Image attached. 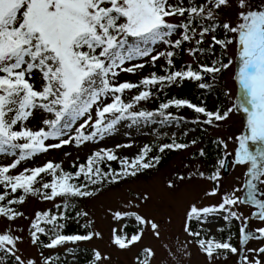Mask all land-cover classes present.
Returning <instances> with one entry per match:
<instances>
[{
    "label": "snow or ice",
    "instance_id": "obj_1",
    "mask_svg": "<svg viewBox=\"0 0 264 264\" xmlns=\"http://www.w3.org/2000/svg\"><path fill=\"white\" fill-rule=\"evenodd\" d=\"M229 6L230 0H0V154L12 158L8 163H0V217L10 222L0 232V254H3L0 264L5 256L11 257L15 264H63L59 253L45 256L43 250L102 238L94 230L84 234L64 232L71 218L69 212L75 208L74 201L93 197L105 185L155 168L161 156L151 154V145H143L131 157L119 155L117 149L133 146L128 143L117 144L115 149L97 147L82 162L74 160L69 169L64 168L62 160L46 159L33 167H27L25 162L70 145L81 148L89 143L102 144L125 122H129L127 127L156 123L157 117L160 124L179 122L183 117L176 116L170 111L172 108L187 107L202 114L204 119L197 122L207 125L228 119L235 105L211 111L186 98H168L155 110L137 107L185 80L199 82L201 89L211 87L204 82L205 77L215 80L229 68L231 60L224 63L217 58L195 66L185 64L182 68L175 64L177 50L192 43L187 52L198 55L201 49L197 46L210 33V52L216 45L227 49L235 42L238 46L237 79L243 90L239 107L248 114L250 134L238 137L235 154L236 163L250 167L242 187L223 195L219 204L189 205L184 232L192 239L185 242L181 254L187 253L189 244H195L209 264L222 253L236 255L238 264H264V246L237 247L231 236L219 240L192 227L194 221L202 223L210 215L224 213L225 221L233 218L241 221L240 243L246 245L256 237L247 231L251 217H243L237 210L239 206H255L252 216L264 222V195L258 186L264 185V10H251L248 0H236L237 22L232 24L219 19L221 10ZM174 17L183 18V22H171ZM218 29H222V37L215 34ZM157 44L168 47L159 51L152 47ZM138 58L144 62L136 63ZM161 59L163 74L152 71L136 82L121 80V74H134L145 66L156 68ZM133 90L135 94L129 96ZM38 113L41 122L36 127L32 121ZM249 142L261 146L252 151ZM220 143L227 148L226 142ZM190 144L173 140L159 145L158 151L182 150ZM199 155H205L203 149ZM112 162L119 168H113ZM219 163L223 166L225 161L221 159ZM22 165H25L22 171H15ZM194 175H177L176 179L183 181ZM198 175L212 182L220 178L219 171ZM167 187L175 189V181L169 180ZM242 190H246L244 198L238 195ZM218 192L217 183L205 194L214 197ZM29 197L52 202L53 207L28 218L18 206ZM149 199L147 194L134 195L124 208L109 210L114 220L133 222L120 229L113 228L112 244L118 249L129 250L142 244L148 232L157 240L163 238L161 225L137 211L140 203ZM88 216L83 210L75 213L77 220ZM20 218L29 219L27 239L40 249L38 258L19 254V245L25 240L24 229H13L11 223ZM90 224L91 221L84 227L89 228ZM256 231L264 238V227ZM67 251L72 253L74 249ZM155 258V250L143 246L135 264H153ZM108 260L109 256L93 250L91 264H106Z\"/></svg>",
    "mask_w": 264,
    "mask_h": 264
},
{
    "label": "rangeland",
    "instance_id": "obj_2",
    "mask_svg": "<svg viewBox=\"0 0 264 264\" xmlns=\"http://www.w3.org/2000/svg\"><path fill=\"white\" fill-rule=\"evenodd\" d=\"M248 7L251 10H264V0H248ZM236 0H230V6L221 10L219 19L221 21H228L232 24L237 22ZM171 22H183V18L174 17ZM218 37L224 35L222 29L215 33ZM211 33L208 34L201 45H198L201 51L196 56L189 55L187 49L192 47V43H185L182 49L177 50L175 56V64L177 68H182L187 63H208L210 61L221 59L224 63L229 60L232 61L229 68L223 70L213 80L211 77H205V81L211 85L210 88L201 89L198 86L199 82L185 80L181 82L180 86L173 85L170 88L159 92L154 99L146 102H142L137 105L142 110H154L157 105L161 103V98L164 93H176L181 96L191 97L189 99L196 101V93L201 91L203 97L208 96L209 106L208 110L215 111L217 109L225 110L231 108L234 105V111L229 115L228 119L222 122H217L213 125H207L197 120L202 121L204 117L202 114L195 113L193 110L184 107L180 109L172 108V111L176 116L183 117L179 122L170 121L166 124L159 123V117H157L156 123H147L133 125L127 127L125 122L121 126H118V131L114 133L110 138L106 139L102 144L89 143L87 146L77 148L75 145L67 146L63 149L55 150L48 156H41L34 161L25 162L27 167L38 166L45 162L46 159H54L56 161H63L64 168L70 166L74 160H80L85 158L90 152L94 151L97 147H110L114 148L117 144L132 143L131 148L117 149V152L121 156H134L143 145H152L158 141V144L152 145L153 148L159 147V145L168 143L169 137H176L182 139L181 143H189L192 140L196 141V144L191 145L182 150H166L161 153L160 163L152 169L138 173L136 177H128L122 180L114 186L103 188L97 195L78 200L79 211H87L89 216L87 218H80L76 221L75 231L79 230L81 234L89 230L98 231L102 234V238H94L91 241L77 242L76 244H68L63 248L55 250H43L44 255H54V253H61L68 259L70 264H85L84 259L93 258V250L98 249L103 254L110 257V260L106 264H135V258L139 253L141 247L150 246L156 252V258L153 260V264H209L207 258L201 253L199 248L195 244H189L187 246V253H184L185 242L192 238L187 236L184 232L185 212L190 204H196L197 206H210L217 205L221 202L222 196L230 194L234 188L242 187L245 183V174L247 172L248 165H241L236 163V151L238 150L239 143L238 137L245 134H250L247 128L248 114L239 107L241 102V96L243 90L238 83V71L240 67V59L238 55V46L234 42L227 49L221 48L216 45L212 52L208 51L209 46L212 44ZM177 38V37H173ZM133 42V38H130V43ZM159 51L167 49V45L157 44L153 45ZM136 63H143V59L138 58ZM164 65V60L161 59L156 68L151 66H145L143 69L138 70L136 73L121 74V80L127 79L133 82L138 81L143 76L148 75L152 71H157L160 74L161 67ZM136 90L128 93L129 96L134 95ZM227 93V95H226ZM201 100L200 102H203ZM251 107V105H246ZM41 116L38 113L32 124L36 127L40 126ZM199 126L200 128H198ZM202 128L203 134L199 131ZM220 141L227 143L225 149ZM259 143L249 142V147L252 151L260 147ZM203 149L205 155H199L200 150ZM65 153H71V156H66ZM229 170H225V166L228 160ZM11 157L5 154H0V163H8L11 161ZM223 159L225 163L220 165L219 161ZM15 171H22L23 166ZM215 171H219L220 178L218 182H212L207 179L200 178L198 173L204 172L205 175H210ZM190 173H196L191 179H185L183 181L177 180V175L188 176ZM173 180L176 183L175 189H169L167 182ZM218 183L219 192L216 196L210 197L205 193L210 191ZM260 194L264 195V185H259ZM147 194L150 199L146 203H140L137 211L140 214L154 218L162 228V239L157 240L151 234L146 233L143 238L142 244L137 245L129 250H120L112 244V230L113 228L120 229L124 224H132L131 220L116 221L112 218L111 210H117L124 208L126 201L131 199L134 195ZM242 198L246 196V190H242L238 193ZM59 203V201H56ZM21 211L25 213L28 218L34 217L37 211L46 210L53 207L52 202L42 201L38 197H29L23 205L18 206ZM252 205H241L237 209L243 217H251L248 220L247 231L256 230L264 225L257 217L252 216ZM91 221L90 227L85 228L84 225ZM222 213L210 215L206 222L201 225L207 227L209 234L215 238L222 236L219 229L223 225ZM10 222L5 218L0 217V232L4 231ZM29 219L20 218L14 223H11L13 229L23 228V235L25 240L19 245L20 253L23 256L29 258H38L40 249L30 244L27 239L28 236ZM17 234H20L19 232ZM250 240H255L250 239ZM260 244V241L254 242V248ZM72 248V253L67 249ZM253 248V247H251ZM78 249H85L86 252L78 254ZM3 255V254H0ZM79 255V256H78ZM229 254L222 253L216 257L211 264H232L231 259L225 258ZM6 257V256H5ZM4 257V258H5ZM10 260H14L10 257ZM3 264H9L8 261H4ZM91 264V262H88Z\"/></svg>",
    "mask_w": 264,
    "mask_h": 264
},
{
    "label": "trees",
    "instance_id": "obj_3",
    "mask_svg": "<svg viewBox=\"0 0 264 264\" xmlns=\"http://www.w3.org/2000/svg\"><path fill=\"white\" fill-rule=\"evenodd\" d=\"M220 29H218L217 30V32L219 31ZM187 64H193V66H195L197 63H194V62H192V63H187ZM166 93H164V95L162 96V98H161V102H164L166 99H168V98H186V99H189V98H191V97H189L188 98V96H181V95H179V94H176V93H170V92H167V91H165ZM202 92L201 91H198L197 93H196V95H195V97L197 98L196 99V101H193V100H191V99H189L192 103H195V104H197V105H202V106H205L207 109H208V106H209V100H208V96L207 97H203L202 96ZM201 100H204L203 102H200ZM157 107H158V105H157ZM156 109V108H155ZM154 109V110H155ZM198 128H200L199 126H197ZM202 134H203V130H202V128L199 130ZM173 140H175L176 142H179V143H181V141L183 142V140L182 139H178V138H176V137H169L168 139H167V141H168V143H172L173 142ZM181 140V141H180ZM155 143L154 144H158V141H154ZM154 144H152V145H154ZM146 145H148V144H146ZM151 145V146H152ZM152 155H160V156H162V154L158 151V149L157 148H153V153H151ZM85 158H82V159H80V160H78V162H82L83 160H84ZM71 167V165L70 166H68V167H66L65 169H69ZM112 167L113 168H119V165L116 163V162H112ZM121 182V181H120ZM118 184V183H117ZM114 185H116V184H109V185H105L103 188H106V187H109V186H114ZM78 200H76V201H74V203H75V208H73V209H71L70 210V212H69V215H70V219L67 221V223H66V227H65V229H64V232L66 233V234H76V233H79V234H81L80 232H79V230H78V232H77V230L75 231V228L77 229L78 228V226H76V218H75V213L77 212V211H79V206H78ZM198 223H197V226H196V228L194 229V230H198ZM125 230H127V229H125ZM208 228H204V232L207 234L208 233ZM42 239H45L44 237H42ZM77 250V249H76ZM84 252H86V250L85 249H78L77 250V253L79 254H83ZM54 254H56V253H54ZM59 255H60V259H61V261L63 262V264H70L69 263V261H68V259L66 258V256H64L63 254H61V253H59ZM46 256H48V255H46ZM79 256V255H78ZM91 258H87V256H86V258L84 259V263L85 264H88V262H91ZM4 261H8V263L9 264H15V261L13 262L12 260H10V257H5L4 258Z\"/></svg>",
    "mask_w": 264,
    "mask_h": 264
},
{
    "label": "flooded vegetation",
    "instance_id": "obj_4",
    "mask_svg": "<svg viewBox=\"0 0 264 264\" xmlns=\"http://www.w3.org/2000/svg\"><path fill=\"white\" fill-rule=\"evenodd\" d=\"M253 208L254 209H253L252 213L254 211H256L255 206H253ZM222 215L224 216L225 214L222 213ZM204 222H206V221H204ZM204 222H202V223H204ZM197 223H198V227H197L198 231H203L204 232V228L205 227L201 225L202 224L201 222H195V221L192 222L193 229L196 228ZM240 227H241V221L240 220H235L234 218L232 220H230V221H225L224 220L223 221V225H222L223 231H221L222 236H220L219 238H216V239L222 240V239H227L229 236H231L232 243L234 245H236L237 247H246V248L253 247L254 248L253 245H254L255 240L256 241H260V244L258 246H256V248L264 246V238H261L259 236V233L256 230L250 231L256 237V238H254L255 240H249L246 245L241 244L240 241L242 239V235L239 232V228ZM262 227H264V225ZM208 234H209V232L207 233V235ZM224 254L225 255L229 254L226 257V259L231 256L230 259H231V263L232 264H238V257L236 255H233V254H230V253H224Z\"/></svg>",
    "mask_w": 264,
    "mask_h": 264
},
{
    "label": "water",
    "instance_id": "obj_5",
    "mask_svg": "<svg viewBox=\"0 0 264 264\" xmlns=\"http://www.w3.org/2000/svg\"><path fill=\"white\" fill-rule=\"evenodd\" d=\"M231 157H228L226 166H225V170L228 171L229 170V161H230Z\"/></svg>",
    "mask_w": 264,
    "mask_h": 264
}]
</instances>
